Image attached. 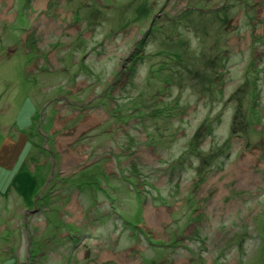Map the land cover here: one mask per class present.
I'll list each match as a JSON object with an SVG mask.
<instances>
[{
    "label": "rangeland",
    "instance_id": "1",
    "mask_svg": "<svg viewBox=\"0 0 264 264\" xmlns=\"http://www.w3.org/2000/svg\"><path fill=\"white\" fill-rule=\"evenodd\" d=\"M0 264H264V0H0Z\"/></svg>",
    "mask_w": 264,
    "mask_h": 264
},
{
    "label": "bare ground",
    "instance_id": "2",
    "mask_svg": "<svg viewBox=\"0 0 264 264\" xmlns=\"http://www.w3.org/2000/svg\"><path fill=\"white\" fill-rule=\"evenodd\" d=\"M173 117H176V116H171V118H173ZM21 183H24V181H22ZM27 186H29V183H27ZM23 188H26V186L23 185V186H22V189H23ZM155 238L158 239V237H155Z\"/></svg>",
    "mask_w": 264,
    "mask_h": 264
}]
</instances>
